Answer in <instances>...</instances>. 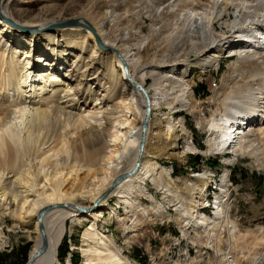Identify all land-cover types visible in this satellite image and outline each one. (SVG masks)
Masks as SVG:
<instances>
[{
	"label": "bare ground",
	"instance_id": "obj_1",
	"mask_svg": "<svg viewBox=\"0 0 264 264\" xmlns=\"http://www.w3.org/2000/svg\"><path fill=\"white\" fill-rule=\"evenodd\" d=\"M63 1L66 7L60 8ZM141 1L53 0L37 6L33 0H0V91L4 94L0 101V223L8 216L14 227L33 226L35 237L27 264H60L67 220L91 224L80 247L84 264H137L97 227L105 213L115 211L100 208L112 198L118 206H126L118 222L132 218L141 224L175 221L184 235L190 226L200 227L208 238L207 246L215 248L219 257L218 232L226 230L233 247L241 234L229 218L231 158L224 159L227 168L213 202L210 188L218 185L214 173L198 172L177 180L156 159L199 151L191 142L184 117L176 114L180 107L196 119V128L208 134L202 155H231L235 160L258 153L248 137L264 131V79L257 85L252 79L259 73L252 74L250 69L245 74L244 70L264 63V28L249 23L234 32L237 37L228 35L233 23L224 18L231 9L240 13L241 4L233 5V0H221L215 14L210 12L211 0L189 1V8L181 4L183 14L173 11L183 0H157L154 12L159 10L170 21L153 26L148 38H133L137 32L131 31L118 41L113 26L125 20L123 12H132ZM240 1L252 4L257 0ZM188 10L191 19L185 18ZM10 26L15 30L10 32ZM24 36L28 43L19 47ZM167 37L179 56L158 59L161 39ZM42 39L51 40L53 50L57 49L51 56L45 53L43 65L35 55ZM16 55L24 56L22 65L14 60ZM70 56L71 64L66 65ZM223 60L230 62L225 82L234 87L222 84L221 96L216 91L209 98L217 108L205 118L190 78L198 70H217ZM148 79L152 80L149 86ZM94 83L106 88L90 107L88 95ZM139 86L149 98L145 124L146 98ZM40 90L46 94L36 103ZM247 95L252 97L244 101ZM147 182L165 195V203H154ZM140 198H147L152 206H143ZM208 209L213 217L205 214ZM260 230L253 237L257 243L263 241ZM130 234L125 229L123 238L128 243ZM3 235L0 227L1 245ZM225 257L218 258L219 264H236L233 257ZM208 263L210 259L203 255L187 264ZM256 264H263V258Z\"/></svg>",
	"mask_w": 264,
	"mask_h": 264
},
{
	"label": "rangeland",
	"instance_id": "obj_2",
	"mask_svg": "<svg viewBox=\"0 0 264 264\" xmlns=\"http://www.w3.org/2000/svg\"><path fill=\"white\" fill-rule=\"evenodd\" d=\"M20 1L28 2L31 0ZM33 1H37V6H41L45 4L49 5L50 3H52L51 1L53 0ZM189 1L192 0L181 1L179 3V6H175L173 8V11L178 14H183L180 13L181 11L179 10L181 8V4H186L185 8H189V6L187 5ZM220 1L221 0H211L213 8L210 10V12H213L215 14L218 11L217 6L220 4ZM66 2L69 3L70 1ZM231 2L233 5H241H239L240 13H236V10L231 9L230 15H227L224 18L225 21L227 20V22L233 23V28H230L227 32L228 35H232V37H237L238 34L234 32H238L239 29L246 27L249 23H256L253 25L250 24L249 26L264 28V0H257L252 4H249V2L242 3L240 0H233ZM59 3L61 5L60 8L66 7L65 1ZM33 6H35V4ZM154 8L155 10L156 8H158L157 0H142L140 4L137 3V6H135L132 12H123L125 14V20L122 21V23H118L117 25L115 24L113 26V30H115V34L118 38V41H123L125 39L126 34L130 35L131 31L137 32L133 36V38H139L138 36H145V38H148L151 33V28H153V26L158 27L159 25L170 21L171 18H168L165 15H161L159 10L157 12L158 14L154 12ZM187 12L188 13L185 15V18L191 19V11L188 10ZM9 28L11 29L10 32L15 30L13 26H10ZM169 31L170 29H168L166 32H163L161 37H163V35H167ZM43 38L45 39L46 37ZM44 39L40 40V43H42V45L38 46L40 51H36L35 53V55L38 57L37 59L39 60V62H42V65L45 64V53L51 56L57 50L56 47L53 50L54 47L51 44V40H47L48 38L46 40ZM132 42H135V40H133ZM27 43V37H20L18 41V46L21 47L25 44L27 45ZM169 45H171L169 37L161 39V44L157 52L158 59L169 60L175 59L179 56V52H177V50H175L172 45ZM21 56L22 55L13 56L16 63L20 65H22L24 61V56ZM71 60L72 59L70 56L66 61V65H70ZM229 63L230 62L228 60H223L221 61V65L217 70L212 69L206 72L198 70L194 72L190 78L193 80L195 85V95L199 103L198 108H201V111L204 110L202 111V113L205 114V118H209L217 108L215 104L209 103V98H212V96L216 94V91L218 93V97H220L223 92V89H225L222 88L225 84L230 85V87L232 88L234 87L232 82H225L224 79V77L228 74L227 66ZM260 65L259 67L254 66L244 70L245 74H248L250 69L252 74L259 73V77L257 76L252 79L256 80L257 85H260V83H262V80L264 79V63ZM246 71H248V73H246ZM260 75L263 77H261ZM73 79H76L77 81L78 77L76 76ZM84 83L85 82H82L80 90L83 88ZM151 83L152 80L148 79L147 86H149ZM237 83V85H240L242 81ZM101 84H104V81L101 82ZM60 89L63 90L64 86L62 85ZM104 89L101 86H97V83L91 84V91L89 93L90 96L88 95V98H90V107L94 105V101L96 100L98 93L104 91ZM0 92L2 93V91ZM225 92L226 90L224 91L222 98L225 97ZM1 93L0 101L4 96V94ZM103 93L104 92H102L101 95H103ZM37 94V99L36 101L34 100L36 103L39 98L46 94V92L44 90H40L37 92ZM249 96L250 95H247L244 101L252 97ZM261 96L264 97V94H261ZM112 101L114 103L115 99ZM112 101L110 102V104H112ZM176 105L178 106V108L180 107L179 103ZM182 109L183 108L180 107L179 111L176 112V114L178 116L184 117L187 131L190 132L191 142L199 151L195 150L196 152L181 158H158L156 159V161L161 166H163L164 169H171L172 177L174 179L183 180L185 178L193 177L195 175L187 171L188 166L192 165V167L197 168V164L202 163L201 160L204 159V157L206 156L208 157V160H214L212 161L214 162L212 163V165L216 166H221L222 162L224 164V159L231 158L233 160H231L232 163L237 159L231 174V179L233 180L234 186L235 184L239 183L241 184V186L237 191L238 194H234L233 191L232 193H230V189L228 190L229 198H231V209L229 212V218L232 221L236 222V224L239 226L241 233L240 235L242 237L238 235L237 243L235 247H233L231 246V242L228 240L229 238L227 231L219 230L220 232H218V249L221 251L222 257L226 256L225 258H227L231 256L235 260L236 264H256L258 263V260L260 258H263L264 264V131L262 135L257 132L254 133L252 136L248 137V140L252 141V143H255L253 144V149L258 152L257 154H244L237 157L235 160L231 155L221 156L223 154L215 155L216 157L212 158L210 156H213V154L216 153H207L204 155L200 153V151L207 150L206 141L208 138V134L196 128V119L191 114ZM163 111L167 112V110ZM208 162L209 161H207V163ZM226 168L227 167L224 165L223 169ZM257 172H259V174ZM236 175H238L240 178L238 179ZM216 186L219 187V184H216ZM146 189L151 194L154 203L159 205L165 203V195L160 192L156 187H154L151 182H147ZM218 193H220V191ZM218 193L215 192L214 197ZM138 201L143 206H152V203L147 198H140ZM11 205L12 204H10V206ZM84 206H89V204L85 203ZM109 207L113 208V210L115 211H113L110 215L105 213L104 217L100 218L97 221V227L100 230H103L106 236L114 239L115 243L120 246V249L124 252L125 256H127L130 260L136 262L137 264H187L191 259L203 255H206L207 258L210 259V263L208 264H219V260L222 258L218 256L215 248L211 249L209 248V246H207L208 238L203 232V229L200 227L193 228L192 226H190L189 228L191 229H189L188 233L184 235L175 221H169L159 224H141V222H137L139 219L136 220V223H133L134 219L132 218L125 219L122 222H118V216L125 215L126 206L123 204L118 206L116 204L115 199L112 198L108 200L105 204H103L100 208L101 210L103 209L104 211H106ZM235 211L236 217L239 216V219L237 220L233 218ZM248 211L251 215L250 219H247L246 216V213ZM205 212V214H208V216L213 217L210 211L206 210ZM254 212L257 213V215L252 217V214H255ZM171 214L174 216L175 212L171 211ZM3 220V223H0V227L1 230L4 231L3 236L5 237V239L2 238V241L4 242V244L2 243L3 245H1L0 243V264H27L29 251L32 247L33 239L35 237V233L33 232V226L28 223H23L18 227H14V223L12 222V220L9 219L8 216H6ZM90 226L91 224L87 222H83L80 225L73 224L72 220L66 221V231L59 247L60 254L58 260L60 264H84V257L82 256L80 247L83 241V234ZM258 228H261L260 238L263 240L262 242L260 241L261 243H257V241H255L253 238L256 234L255 231ZM125 229H129L131 232L130 236H133L129 240V243L123 238ZM237 245L238 247L236 248ZM187 248L190 249V255L188 256L185 255V251ZM218 258L220 259L218 260ZM216 261L218 263H216Z\"/></svg>",
	"mask_w": 264,
	"mask_h": 264
},
{
	"label": "built area",
	"instance_id": "obj_3",
	"mask_svg": "<svg viewBox=\"0 0 264 264\" xmlns=\"http://www.w3.org/2000/svg\"><path fill=\"white\" fill-rule=\"evenodd\" d=\"M215 155H220V154H213V156H210V157L215 158L216 157ZM221 156H223V155H221ZM207 161H208V157L206 156V157H204V159L201 160L202 163L197 164L198 165L197 168L196 167L194 168V167H192V165L191 166L189 165L188 168H187V171H189L190 173H195V174L198 173V172H207V173H211L212 172V173H214L213 176L218 181V184H221L222 183L221 182V175L223 174V168H224L223 162L221 163V166H216V165H212V164L207 163ZM236 161H237V159L229 166V174H228V178H227L228 181H229L227 187L230 189V193H232V191H233L234 194H238L237 191H238V189L241 186L240 183L239 184H235V186H234L233 185V180L231 179L232 178L231 174H232L233 168H234V166L236 164ZM257 173L259 174V172H257ZM262 175H263V173H262ZM239 178L240 177L238 176V179ZM219 190L220 189H219L218 186H215L214 188H210L209 198H210V200L212 202L214 200L215 191L218 192ZM232 201H233V198H232ZM208 211H211V209H208ZM235 214H236V211L234 212V217L233 218L235 220L239 219L238 218L239 216L236 217ZM3 239H5L4 236H3ZM185 255L186 256L190 255V249L189 248L186 249Z\"/></svg>",
	"mask_w": 264,
	"mask_h": 264
},
{
	"label": "water",
	"instance_id": "obj_4",
	"mask_svg": "<svg viewBox=\"0 0 264 264\" xmlns=\"http://www.w3.org/2000/svg\"><path fill=\"white\" fill-rule=\"evenodd\" d=\"M139 88H141V90L144 92V94H145V98H146V105H147V108H146V114H145V120H144V124H145L146 121H147V119L149 118V115H150L149 98H148V96L146 95L145 90H144L142 87H140V86H139ZM143 129H144V127H143ZM40 228H41V230L43 231L42 226H40ZM44 247H45V244H43L42 247H40V248L38 249L37 253H40V252L44 249Z\"/></svg>",
	"mask_w": 264,
	"mask_h": 264
},
{
	"label": "crops",
	"instance_id": "obj_5",
	"mask_svg": "<svg viewBox=\"0 0 264 264\" xmlns=\"http://www.w3.org/2000/svg\"><path fill=\"white\" fill-rule=\"evenodd\" d=\"M208 161H209L208 163H211V164L214 163V162H212V161H214V160L209 159ZM236 176H237V178H238V175H236ZM251 210H252V207H251ZM249 211H250V209H249ZM249 211L246 213L247 219H248V218H249V219L251 218V215L249 214ZM254 213H255V212H254ZM255 215H257V213H255L254 215L252 214V217L255 216Z\"/></svg>",
	"mask_w": 264,
	"mask_h": 264
},
{
	"label": "trees",
	"instance_id": "obj_6",
	"mask_svg": "<svg viewBox=\"0 0 264 264\" xmlns=\"http://www.w3.org/2000/svg\"><path fill=\"white\" fill-rule=\"evenodd\" d=\"M67 251V250H66ZM59 254H60V252H59Z\"/></svg>",
	"mask_w": 264,
	"mask_h": 264
}]
</instances>
